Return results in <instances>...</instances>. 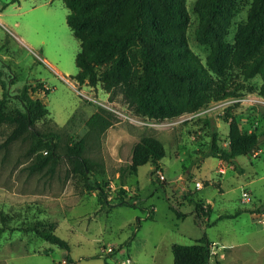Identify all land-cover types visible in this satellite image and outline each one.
<instances>
[{"label":"rangeland","instance_id":"374dc122","mask_svg":"<svg viewBox=\"0 0 264 264\" xmlns=\"http://www.w3.org/2000/svg\"><path fill=\"white\" fill-rule=\"evenodd\" d=\"M196 2L186 0L190 17L186 35L189 47L205 63L210 46L196 39ZM252 2L237 0L226 36L229 43H235L248 21ZM68 13L63 0H0V74L11 95L7 111L22 107L16 98L21 87L41 84L42 89L31 94L46 104L49 113L36 128L57 131L61 155L54 173L50 165L32 170L37 154L46 153L45 149L31 154V133L10 141L15 126L0 123V217L1 213L11 216L14 225L42 219L53 224L69 247L45 242L33 232L5 231L0 235V264H67L68 254L75 264H122L127 259L131 261L127 264H173V244H191L204 234L219 246H228L220 264H264V220L254 218L264 210V135L255 151L237 158L243 173L220 159L203 156L210 144L208 119L217 126L220 144L228 146L229 126L223 120L228 108L244 130L264 133L261 78L244 80L239 69H231L226 84L235 96L212 102L195 114L148 119L135 112L124 87L106 91L102 81L92 85L74 79L80 41L67 25ZM3 93L0 85V98ZM98 107L117 119L102 134L87 125ZM144 137L159 139L166 156L157 165L139 167L137 175L121 177L120 168L131 163L133 148ZM79 140L94 174L102 172L96 174L98 180L109 182L111 203L98 190L81 193L82 186L74 182L73 161L62 154ZM122 189L136 207L115 204ZM244 190L251 192V203L241 202ZM196 202L205 211L198 222ZM172 204L186 216L178 218ZM237 210L242 214L219 220Z\"/></svg>","mask_w":264,"mask_h":264},{"label":"trees","instance_id":"16d2710c","mask_svg":"<svg viewBox=\"0 0 264 264\" xmlns=\"http://www.w3.org/2000/svg\"><path fill=\"white\" fill-rule=\"evenodd\" d=\"M18 0H12L17 2ZM69 10L66 22L74 36L80 41L76 55L78 72L74 76L80 84L89 81L96 85L102 81L106 91L124 87L126 96L137 114L154 120L174 119L185 114H195L212 102L235 96L228 88L226 75L231 69H239L244 80L259 76V94L264 99V0H253L248 21L242 25L235 43L226 40L234 18L237 0H197L195 10L199 16L196 30L197 42L210 46L206 62L189 47L187 27L189 12L186 0H63ZM13 84V82H12ZM3 96L0 98V123L14 125L10 141L29 132L34 138L31 154H37L34 171L49 166L54 173L61 155L58 153L56 130L36 128L38 121L49 113L46 104L33 98L31 92L42 89V85H24L16 98L21 108L7 111L11 95L0 74ZM39 87V88H38ZM222 118V117H221ZM228 123V146L223 147L220 133L211 119L210 144L203 152L204 158L214 157L231 164L235 170H244L237 162L257 149L264 133L246 131L241 127L238 116L228 108L223 116ZM115 114L98 107L89 118L88 127L98 134L104 133L116 123ZM83 140L68 145L62 155L73 161L72 178L85 191H99L100 197L108 201L109 182L98 180L92 161L84 155ZM166 156L164 144L157 138H141L132 151L131 163L121 167V177L137 175L139 167L152 163L157 165ZM114 201L116 205L136 207L126 199L125 190H120ZM112 204V205H115ZM196 221L204 213L203 206L195 203ZM170 209L178 218L186 216L173 204ZM253 214L254 210H246ZM220 216L219 220L234 218L242 214ZM11 216L1 213L0 235L5 232H33L45 242L69 250L54 231L53 224L42 219L12 224ZM198 222V221H197ZM173 264H220L212 262L213 242L206 234L191 244L175 243L171 247ZM114 254V253H112ZM111 254V255H112ZM67 264H75L66 255Z\"/></svg>","mask_w":264,"mask_h":264},{"label":"built area","instance_id":"2783aa9c","mask_svg":"<svg viewBox=\"0 0 264 264\" xmlns=\"http://www.w3.org/2000/svg\"><path fill=\"white\" fill-rule=\"evenodd\" d=\"M223 171V170H222ZM160 176L164 179V176L162 175L161 172H159ZM198 188H200V186H198ZM241 202L244 204H248L252 202V196H251V192L244 190L242 192V197H241ZM254 218H257L258 221H263L264 220V210L261 212H257L254 214ZM214 246V245H213ZM213 254L215 255V249L213 247ZM131 262L130 259H127L126 261H123L122 264H127Z\"/></svg>","mask_w":264,"mask_h":264},{"label":"crops","instance_id":"0c3cea01","mask_svg":"<svg viewBox=\"0 0 264 264\" xmlns=\"http://www.w3.org/2000/svg\"><path fill=\"white\" fill-rule=\"evenodd\" d=\"M228 130H229V128H228ZM262 209H264V207H262ZM212 242H213V244L215 246V255H214V257H216L215 259H214V257L212 258V262L215 261L216 259H218L220 261V260H222L223 258L226 257V254L224 252H222V250L223 249L226 250V249H229V248L224 243H221V245L219 246V243L217 241H212Z\"/></svg>","mask_w":264,"mask_h":264},{"label":"water","instance_id":"95a60500","mask_svg":"<svg viewBox=\"0 0 264 264\" xmlns=\"http://www.w3.org/2000/svg\"><path fill=\"white\" fill-rule=\"evenodd\" d=\"M259 142H261V138L259 139ZM187 176V174L185 175V177Z\"/></svg>","mask_w":264,"mask_h":264}]
</instances>
